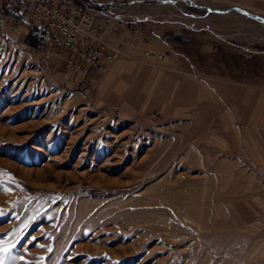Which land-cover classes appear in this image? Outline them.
I'll use <instances>...</instances> for the list:
<instances>
[{
  "label": "rangeland",
  "instance_id": "obj_1",
  "mask_svg": "<svg viewBox=\"0 0 264 264\" xmlns=\"http://www.w3.org/2000/svg\"><path fill=\"white\" fill-rule=\"evenodd\" d=\"M135 10L104 73L0 18V264H264V0Z\"/></svg>",
  "mask_w": 264,
  "mask_h": 264
},
{
  "label": "built area",
  "instance_id": "obj_2",
  "mask_svg": "<svg viewBox=\"0 0 264 264\" xmlns=\"http://www.w3.org/2000/svg\"><path fill=\"white\" fill-rule=\"evenodd\" d=\"M176 0H0V18L23 27L71 71L104 73L119 53L116 25L146 4Z\"/></svg>",
  "mask_w": 264,
  "mask_h": 264
},
{
  "label": "trees",
  "instance_id": "obj_3",
  "mask_svg": "<svg viewBox=\"0 0 264 264\" xmlns=\"http://www.w3.org/2000/svg\"><path fill=\"white\" fill-rule=\"evenodd\" d=\"M26 37L28 38L27 40L29 41V44L31 46H33L35 48L38 47V41L36 40V38L34 36H32L31 34H28Z\"/></svg>",
  "mask_w": 264,
  "mask_h": 264
},
{
  "label": "crops",
  "instance_id": "obj_4",
  "mask_svg": "<svg viewBox=\"0 0 264 264\" xmlns=\"http://www.w3.org/2000/svg\"><path fill=\"white\" fill-rule=\"evenodd\" d=\"M82 76H84V75H82Z\"/></svg>",
  "mask_w": 264,
  "mask_h": 264
},
{
  "label": "snow or ice",
  "instance_id": "obj_5",
  "mask_svg": "<svg viewBox=\"0 0 264 264\" xmlns=\"http://www.w3.org/2000/svg\"><path fill=\"white\" fill-rule=\"evenodd\" d=\"M6 251V250H5Z\"/></svg>",
  "mask_w": 264,
  "mask_h": 264
}]
</instances>
